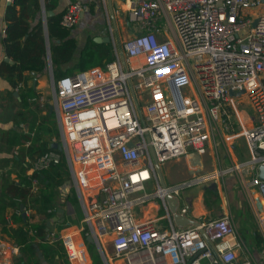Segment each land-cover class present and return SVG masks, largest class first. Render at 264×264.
Instances as JSON below:
<instances>
[{
	"label": "built area",
	"instance_id": "built-area-1",
	"mask_svg": "<svg viewBox=\"0 0 264 264\" xmlns=\"http://www.w3.org/2000/svg\"><path fill=\"white\" fill-rule=\"evenodd\" d=\"M127 1V17L138 32L123 42L126 66L116 49L104 67L57 81L50 68L51 98L39 94L30 99L53 108L63 147L32 162L31 192L39 190L34 173L59 164L64 156L87 225L49 229L45 240H61L72 264H85L86 247L76 238L82 232L93 236L108 263L124 258L127 264H258L231 212L181 228L171 222L169 230L153 220L141 222L135 209L159 198L163 218L171 221L167 195L178 197L194 184L163 187L150 147L161 164L190 151L205 153L210 143L217 148L221 137H244L251 158L204 179L244 168L254 176L248 186L264 199V181L258 176L264 164V1ZM84 12L81 1L70 3L61 24L73 29ZM167 25L174 37L160 39ZM238 97L251 111L240 110ZM153 181L157 189L152 194L147 187ZM176 211L187 217L190 206L179 202ZM0 264L14 263L0 257Z\"/></svg>",
	"mask_w": 264,
	"mask_h": 264
},
{
	"label": "trees",
	"instance_id": "trees-1",
	"mask_svg": "<svg viewBox=\"0 0 264 264\" xmlns=\"http://www.w3.org/2000/svg\"><path fill=\"white\" fill-rule=\"evenodd\" d=\"M74 1L76 0H72ZM58 5L59 0H13L8 3L4 14L6 30L2 43L12 63L4 61L0 65V77L10 85L9 89L0 91V124L13 126L9 129L0 126V154H6L0 158V170H4L10 163L16 165L19 167V178L15 182L3 179L0 185V227L3 237L18 244L22 264H42L49 258L53 264H70L61 240L54 243L45 240L47 221L54 215V210H49L56 206V195L51 187L65 183L68 174L66 159L63 156L59 164L34 173L33 178L39 183L36 193L31 192L32 180L26 175V168L31 167L38 155L58 150L52 147L51 142H41V135L54 133V129H51L49 118L40 117V103L30 101L39 96V93L34 87L27 85L26 73L43 74L47 70L48 49L56 81L73 74L75 69L86 71L104 67L112 58L114 49L112 42L98 43L90 37L74 65L72 60L78 48V40L72 35L73 29L61 24L65 10L54 15L48 14L55 11ZM25 124L29 126L28 130H24ZM28 142L30 143L26 146ZM24 150L32 159L26 165L25 156L21 152ZM7 171L12 173L15 169ZM14 200H19L18 211L12 214L13 221H9L8 202ZM21 205L35 210L34 215L45 216V220L42 223H30L28 217L24 219ZM13 224L22 225L15 227ZM261 242L260 238L259 243ZM89 250L93 264H104L94 244H89Z\"/></svg>",
	"mask_w": 264,
	"mask_h": 264
},
{
	"label": "crops",
	"instance_id": "crops-1",
	"mask_svg": "<svg viewBox=\"0 0 264 264\" xmlns=\"http://www.w3.org/2000/svg\"><path fill=\"white\" fill-rule=\"evenodd\" d=\"M79 1H81L84 4L85 12L80 22L78 23L77 28L72 30V35L78 40V48L75 53L74 59L72 60L74 65L78 62L81 51L90 37H92L93 39L95 37H111L112 38L111 42L113 43L114 46L113 53H115L116 49H118L120 53L122 39H127L128 37L130 38L132 37L131 35H134L138 32V27L136 25L130 26L124 20L127 17V10L129 6L127 0H79ZM70 3H72V0H59V5L54 12L55 13L63 12ZM111 4L114 10V16L112 15L111 12ZM7 5H8L7 0H0V65L2 62L5 61V58L8 57L2 43L6 30V22L4 19V14ZM113 17L116 20V26L114 24ZM168 28L169 30H163L159 34L160 39H167L174 37L173 29H171L170 26H168ZM65 67L67 68V66ZM50 71L51 70L48 59V68L43 74L26 73L27 85L30 87H34L38 93L43 92L41 91L42 89L39 87V82H41V85H46L47 76L48 77L51 76ZM79 71L80 70L75 69L73 74ZM52 72H53V65H52ZM41 76L42 79L40 78ZM9 88H10L9 83L0 77V91ZM44 104L45 103H40V105L42 106ZM39 112H40L39 113L40 117L45 116L46 118H49L51 129H54V133L42 134L41 142L48 141L51 142L52 145L56 142L59 143L60 138L58 134V128L51 119V114L53 113L51 106H49L48 111H43V109H41V111ZM114 123H115L114 120L111 119L109 125L112 126L114 125ZM0 126L9 129L13 125L0 124ZM24 127H25L24 130H28L29 128L27 124H25ZM220 141L217 148H215L214 144L210 143V146L208 147L205 153H196L194 151H190L187 155L181 156L177 159L165 161L167 163V173L169 174L168 177L170 179V182L167 183L164 177L166 185H175L190 181L194 182V184L190 185V187L194 185V187L197 189L193 188L186 191V187H185L181 189L178 197L181 207L185 205L190 206V211L189 214L187 215V218L192 219L196 222L207 220L210 218H216L225 213L233 212L231 200L229 198L230 192L228 193L227 191L228 188L227 185L229 184V180L234 183V177H232V174H230L229 177L227 176L225 177V175L227 174L225 173V174H219L218 176L214 175V177L208 179H204V178L215 174L221 169H224L223 164L225 163L226 165L233 166L240 161L241 162L248 161L251 158L250 150H249L250 153L249 156H247L245 153L241 151V149H245L244 147L246 146L248 148L247 141L244 137H221ZM29 143L30 142H28L26 146H28ZM21 152L23 156H25L24 158L25 165L26 163H30L32 159L30 158L29 155H27V151L24 150ZM4 156H6V154H2V155L0 154V158ZM10 168L15 169L17 173L19 172V167H16V165L13 166L11 163L7 167H5L4 170H8ZM30 168L31 167L26 168V173L30 171ZM241 172L239 171L238 173H236L238 179V185L241 188L244 195L243 202H245L248 205L247 213L253 216L252 220L254 223V228L256 229L254 234H252L253 235L252 241L248 242L245 239V244L248 248L249 255L258 264H264V199L261 197V195L258 192V189L255 186H248L247 184L248 182H245V180L243 179L244 176L240 174ZM67 176L64 184L58 187L54 185L53 187H51V190L56 195V206L54 207L55 209L49 210V212H52L54 210V215L52 216L51 219L47 221V232L49 231V229H56V228H58L57 230L64 229L63 228L64 226L72 229L71 228L72 226L75 227V225L79 224L75 222H77L78 219H80L79 217L80 213L84 217L82 205L78 198L76 189H74L75 187L73 186L72 182L71 184L67 183L68 181L71 180L69 170ZM28 178H29V172H28ZM225 180L227 181V184ZM16 181H18V179ZM89 192L92 193V190H90ZM258 196L260 197V203H258L257 201ZM10 209L11 208H9L8 210ZM20 210L22 213L24 212L26 213L24 219L28 217L30 223H42L45 220V216L43 215H34L35 210L31 208L28 209L24 208V210H22V208L20 207ZM159 210H160V204H158L153 200L152 202L144 206L137 207L135 209V214L138 220H140L141 222L153 220L158 226H165V223L163 221L167 219L170 227L172 222L173 226H175L176 228H181L174 222L173 218H171L170 221L168 218H163V216H159L157 213ZM216 213H219L218 216H214L216 215ZM50 222L52 223L51 225H49ZM81 222H83V218L81 219ZM21 225L22 224H13V226L15 227H20ZM30 233L32 234V232ZM0 234H2L1 228H0ZM87 236L88 235L82 232L79 233L78 236H76V238L79 242L83 241L84 246L86 247L87 253L84 256V263L93 264L92 255L89 250V244L91 243H88L86 239ZM260 238L262 240L261 243H259ZM9 240L10 239L8 237L6 238L3 237V239L1 238L0 243H3L5 245V248L2 252H5V250L9 247L8 246V244H10ZM94 245L96 246L98 252L100 253L97 245L96 244ZM110 246H111L110 243L106 244L107 253L110 256H112L113 249L112 246L111 247ZM13 250L15 254H18V256L21 254L20 248L18 244H16L15 242L13 245ZM102 260L104 264H106L103 257ZM42 264H53V262L49 258L48 261H43ZM108 264H127V261L124 258H121V259H115L114 261H111Z\"/></svg>",
	"mask_w": 264,
	"mask_h": 264
},
{
	"label": "rangeland",
	"instance_id": "rangeland-1",
	"mask_svg": "<svg viewBox=\"0 0 264 264\" xmlns=\"http://www.w3.org/2000/svg\"><path fill=\"white\" fill-rule=\"evenodd\" d=\"M124 20L130 26L136 25V24L132 23L128 19V17H126V19H124ZM160 25H161V27H163V29L166 27L165 26V22H160ZM76 28H77V25L73 29H76ZM131 36H133V35H131ZM128 39H129V37L127 39H122V41H121L122 42L121 48H122L123 42L126 41V40H128ZM40 78L42 79V76ZM39 87L42 89L41 91H43V92H41V93L39 92V93L41 95H44V96H46V97H48L50 99L51 96H52V79H51V76L50 77L47 76L46 85H41V82H39ZM181 90L185 94H187L188 93V87H187V85H182L181 86ZM240 98H243V97L236 98V101H237V104H238L240 110L243 113L244 112H247V110L251 111V109L249 107L250 105H247L246 106L245 104H241L240 103V101H239ZM48 105H49V103H45L43 106L41 105V109H43V111H48L49 106H50V105L49 106ZM242 115L243 114H241V117H242ZM231 118L236 123L237 117H236V115L234 113H232ZM51 119L54 122V124L56 125V127L58 128V134H59V138L61 140L58 119H57V115H56L55 112H53L51 114ZM240 129H241V126H239L236 123L235 130L236 131H239ZM244 148L245 149H241V151L243 153H245L247 156H249L250 155V153H249V147L247 148V146H246ZM245 160H247V159H245ZM223 165L226 166V167L223 166L224 169H228V168H230L232 166V165L231 166L226 165V163L223 164ZM161 169H162V172L164 174V177H165L166 182L169 183L170 182V179L168 177L169 174L167 173V163L166 162L165 163L163 162L161 164ZM28 172L26 173L27 176H28ZM238 172H239V170H231V171H229L225 175V177L226 176L229 177L230 174H232V177H234V183L229 180V184L227 185V187H228L227 188V191H228V193L230 192L229 198L231 200V205H232V211H233L232 212V215L234 216V218L236 220V225H237L238 231H239L240 235L242 236L244 242H245V239H246V241L251 242L252 239H253V235L252 234H254V232L256 231V229L254 228V223H253V220H252L253 219V216L251 214H248L247 213L248 212V205L245 202H243L244 201V199H243V196L244 195H243V192H242L241 188L238 185V179H237V174H236ZM240 172H241L240 174H242L244 176L243 179L245 180V182L250 181L254 177L253 176V172H250L248 174V173H246V171H245L244 168L242 170H240ZM18 178H19V174L16 172V170L13 171L12 173L9 172V171H7V170H2V171L0 170V185H1L3 179L9 180L11 182H15ZM225 182L227 184V181L226 180H225ZM193 188H195L194 185L191 186V187L190 186L189 187H186V191L187 190H190V189H193ZM156 189H157V187H156L155 181H153V182L150 183V185H148L147 192L153 194V193H155ZM195 189H197V188H195ZM32 195H35V194H32ZM153 200L155 202H157L158 204H160V210L157 212L158 215L159 216L166 215V211L164 209V206H163L162 201L159 198H153ZM18 203H19V200H14L12 202H8V204L10 205V208H11L10 210H8L9 211L8 212V219H9V221H12V218H11L12 217V214L18 211ZM137 210H139V209H137ZM218 214L219 213H216V215H214V216H218ZM79 217H80V219H78V221L75 222V223H79V224L78 225H75V226H78V227H80V226L87 227V225L85 223L81 222V219L83 218V215L81 213H80ZM163 222L165 223V226H162V227L170 230L171 227L169 225L168 220L165 219ZM63 228L64 229H70V228L65 227V226ZM71 228H73V226ZM56 229H58V228H56ZM1 238L3 239V235L2 234H0V240H1ZM9 242H10V244H8L9 247L5 250V252H2V250H0V256H1V258H8L10 261L14 262V264H22V263H20L21 259L19 258L18 254H15L14 253V250H13L14 242L11 241V240H9Z\"/></svg>",
	"mask_w": 264,
	"mask_h": 264
},
{
	"label": "water",
	"instance_id": "water-1",
	"mask_svg": "<svg viewBox=\"0 0 264 264\" xmlns=\"http://www.w3.org/2000/svg\"><path fill=\"white\" fill-rule=\"evenodd\" d=\"M111 12H112V15L114 16V10H113L112 4H111ZM43 14H44V19H46V15L47 14H46L45 7H43ZM48 14L49 15H54L55 12L54 11H50ZM113 21H114V24L116 26V20H115L114 17H113ZM94 41L98 42V43H108V42L112 41V38L111 37H95ZM48 50H49V55H50V49H48ZM120 54H121V58L123 60V63L126 66V64H125V56H124V52H123L122 48L120 49ZM5 61L12 63V60H10V58H8V57L5 58ZM49 64H50V68L52 69L51 56H50V59H49ZM241 93H243V92H240L239 94H241ZM15 94L17 95L18 93L16 92ZM230 94L233 96V95H235V92L234 91H230ZM52 111H53V108H52ZM52 147L54 149H58L60 151L63 149L62 145L60 143H58V142L54 143L52 145ZM150 150L152 152L155 168H156V171L158 173L160 183H161V185L163 187H166L167 185H166V182L164 180V175H163L162 170H161V165L158 162V160L156 159L155 153H154V150H153L152 147H150ZM258 170H259V172H258L259 178L264 181V164L260 165ZM67 183L71 184V180L68 181ZM167 201H168V204H169L171 212H172V218H173L174 222L179 227H185L187 225H191V224H196L197 223L196 221H194L192 219H188L186 216L177 213L176 208H177V206L179 204V197L173 196V195H167ZM257 201H258V203H260V197L259 196L257 197ZM21 208H22V210H24V206L23 205H21ZM23 216L24 217L26 216L25 212L23 213ZM51 224L52 223L50 222L49 225H51ZM86 239H87L88 243L96 244V241H95V239L93 238L92 235H88ZM105 263L108 264L107 261H105Z\"/></svg>",
	"mask_w": 264,
	"mask_h": 264
},
{
	"label": "bare ground",
	"instance_id": "bare-ground-1",
	"mask_svg": "<svg viewBox=\"0 0 264 264\" xmlns=\"http://www.w3.org/2000/svg\"><path fill=\"white\" fill-rule=\"evenodd\" d=\"M109 122H110V120H109Z\"/></svg>",
	"mask_w": 264,
	"mask_h": 264
}]
</instances>
